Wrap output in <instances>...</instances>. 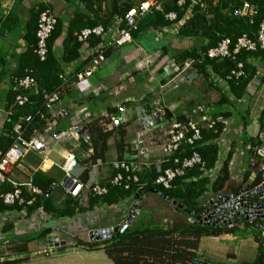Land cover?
<instances>
[{"label":"built area","instance_id":"obj_1","mask_svg":"<svg viewBox=\"0 0 264 264\" xmlns=\"http://www.w3.org/2000/svg\"><path fill=\"white\" fill-rule=\"evenodd\" d=\"M236 1L239 5H231L228 15L231 18L243 19L249 25L253 24L254 19L258 15V7L246 0ZM175 2L180 9H183L187 2L189 6L180 20L177 19V14L174 12L164 15V19L169 22V25L153 32L156 42L163 40L164 37L176 35L178 29L192 17L193 7L198 6L209 17L207 5L203 0H175ZM152 11H162L159 2L145 0L126 10L122 18L116 20L111 46L120 48L130 44L132 42V32L137 30L139 19ZM56 23V16L49 6L46 5L38 12L35 32L36 45L33 53L39 62H44L47 58L49 39ZM104 35L105 30L102 26L86 28L77 34V41L84 45L90 36H96L102 40ZM108 48L99 44L92 52L85 53L82 62H89L82 71L74 73L69 69L60 73L59 79L63 83L54 91L43 93L44 110L37 112L38 119H35L32 115L19 116L14 121L11 129L9 131L6 130V137L10 140V145L4 150H0V203L5 206L20 207L22 209L12 208L11 210L0 212L2 225L10 224L12 228H23L24 231H39L52 222L51 216L46 215L41 207L30 216L26 214V208L32 206L36 198L42 195V191L33 184L35 175L44 174L52 167L57 168L62 173V180L58 187L66 196L78 199L84 189L88 192L91 191L97 196L106 193L105 187L100 186L99 182L91 181L89 177L86 184L80 181L82 173L88 169V166L86 164L80 166L79 160L80 158H83V160L90 159L93 155L92 141L87 133V127L92 123H96L103 131L110 132L122 125H127L129 119L126 104L134 103V100L126 99L123 103L113 106L111 110L100 111L97 115H90L87 102L80 100L73 114H71L69 110L62 106V96L68 89L76 86L86 88L87 90L84 92L86 96L98 97L105 92L103 86L93 89L89 79L93 73L106 63L107 56L105 53ZM263 48L264 19L259 24L252 38L243 34L234 43L229 38H223L215 47L209 49L205 55L207 59L234 60V57L243 50L255 52L257 49ZM200 63V59H187L180 65L171 59L165 61L160 67L156 86L148 87L147 92L151 93L155 88L161 93L167 90L175 91L179 89L181 84H189L196 75L193 72L195 66ZM206 71L214 85L225 86L227 88L224 89L229 91L227 81L231 77L237 78L242 75V64L237 63L236 68L224 79L213 74L209 67H206ZM31 74L32 70L25 69L23 77L11 79L14 100L11 108L4 115V123L12 115L14 109L30 104L29 93H36L37 91V82ZM222 93L225 94L224 92ZM228 96L232 98L230 92H228ZM142 99L143 97L139 101L142 102ZM240 100L235 102L239 103ZM153 105H150V107ZM156 105L158 107L153 110L139 112L136 118L139 132L131 142L127 155L120 160L111 161L108 167H104L106 168V173L103 175L102 181L108 179L107 181H109L110 185L122 186L124 189H128L129 182L137 181V174L148 171L152 167L159 168L163 163H170L171 167L163 170L156 177L154 183L163 189H171L172 182L176 178L182 177L186 169L201 164L200 157L196 153L182 161L173 159L174 153L183 144L193 145L194 142L198 141L202 129L214 130L216 124L220 123L224 128L219 138L215 141L218 147V161L215 168L206 173V176L213 181L216 177L212 180V173H217L218 167L220 166L221 168L229 155H231L229 163L233 158L231 144L226 139L229 133L226 119L221 116L213 118L208 114L209 108L205 105H199L193 110V115H196L195 118L189 115L185 116V121H178L174 115L167 116L168 109L165 106H160L159 103ZM34 120L36 121L35 123ZM32 124H34V127L31 126ZM163 127L167 128L166 139L156 149L158 159L153 161L154 151L149 149L145 138L154 130ZM83 128H86V130L83 131ZM56 145L64 149V155L60 163L53 162L50 157L53 147ZM246 148L248 151L249 148ZM82 150H84V153ZM78 151L82 152L80 157L77 155ZM252 151L257 152V149ZM250 163L252 165L254 159H251ZM100 166H102V162L96 160L92 168ZM112 172H116V174L110 178ZM53 188H55V185L50 187L49 190H53ZM4 189L6 190L3 191ZM212 198L211 196L206 197L204 202ZM97 212L99 213V211ZM258 221L264 223V220ZM233 226L235 225L226 228ZM47 228L52 227L48 226ZM257 230L260 232V239L264 246V225L259 226Z\"/></svg>","mask_w":264,"mask_h":264},{"label":"trees","instance_id":"obj_2","mask_svg":"<svg viewBox=\"0 0 264 264\" xmlns=\"http://www.w3.org/2000/svg\"><path fill=\"white\" fill-rule=\"evenodd\" d=\"M139 3L145 0H138ZM160 3L161 12L152 11L150 14L141 17L137 23V30L132 32V39L137 40L141 38L144 33L148 30H157L159 28L169 25L164 19V15L170 12L177 14V19L180 20L184 14L186 8L189 6L187 2L183 9L177 7L175 0H154ZM207 5V13L209 17L202 12V9L193 7L192 17L187 20L179 29L178 33L175 35L180 39H189L199 41V45L191 46L189 49L183 50L176 54H172L171 58L178 65L182 64L187 59H200L201 63L195 66L196 75L202 76L210 84H213L210 80V76L206 71V67L211 69V72L217 75L219 78L224 79L226 76L230 75L231 71L236 68L237 63L242 64V75L240 77H231L227 81L228 90L234 99L233 101L240 100L250 82L256 76V68L248 63V59H253L259 63H264V48L257 49L255 52L241 51L238 55L234 57V60L230 59H203V55L211 48L215 47L217 43L223 38H229L232 43L236 41L238 37L246 34L250 38L253 37L254 33L257 31L259 24L264 19V0H246L258 7V15L254 19L253 24L249 25L243 19L231 18L228 14L230 11V6H238L236 0H203ZM91 0H85V3H90ZM138 3V4H139ZM46 5H40L37 11L42 10ZM130 5L124 8H119L114 4L112 11L109 15L105 17H96L94 19H86L83 22V17L78 16L75 22L77 25L68 33L65 39V63L76 62L79 59V49H81L82 43L77 41V35L73 36L72 32L76 31L78 34L81 30L86 28H94L97 26H102L105 29L110 27L114 16L116 20L122 18L124 12L128 10ZM206 11V10H205ZM37 22V20H36ZM72 25V24H71ZM122 27V24H121ZM36 25L34 29L30 31L31 37V48L28 54V64L27 68L32 70L31 76L35 78L37 82L36 93H29L30 104L22 108H16L13 110L12 115L5 122L6 130L9 131L17 119V117L22 115H32L35 119H38L37 112L43 109V93H49L54 91L63 82L59 79L60 69L54 56L51 53V47L54 39L60 34V24L57 22L55 28L49 39L48 54L44 62H39L34 55V48L36 45ZM92 47L101 44L100 38L96 36H90L87 40ZM164 53L168 52L167 48L163 49ZM109 50L106 51V56L109 55ZM89 61H84L80 64L79 68L74 72H80L88 64ZM18 76L14 77L20 78L24 76V70ZM261 83L264 84V73L261 77ZM216 86V85H214ZM218 89V88H217ZM216 89V90H217ZM220 95V99L216 103V106L229 105L232 106L233 103L227 99L224 94L219 89L217 90ZM14 100V93L9 102H11L8 107H11ZM224 108V107H223ZM208 114L213 118L218 116L228 119L231 113L226 110H213L209 109ZM173 115L170 111H167V116ZM178 121H185V115L177 114L175 115ZM242 119L244 118L241 116ZM36 121L34 120V123ZM242 132L244 134V129L246 127L245 121L242 122ZM34 127V124L31 125ZM126 125H122L112 131H103L97 126L96 123H92L87 127V133L91 137L93 155L90 158L94 163L96 160L103 161L105 159L108 145L107 142L109 138L115 134L118 141L115 142V148L117 152V159L120 160L125 154L123 150V140L126 136ZM223 125L217 123L214 130L202 129L200 134V139L194 142L193 145L183 144L174 153L173 159H178L182 161L185 158L191 157L193 153H196L201 160L200 165H195L190 169L184 171L182 177L176 178L172 182L171 189H163L162 187L154 183L156 177L163 172L166 168L171 167L170 163H163L159 168L152 167L148 171L137 174L136 182H129L128 189H124L122 186H112L109 181L103 180L100 182V186L106 188V193L97 196L91 191L89 194V205L87 208H81L78 206L76 199L66 196L62 208H56L52 203V197L49 194L46 197V193L49 191L52 184H54V179L48 175L37 174L33 179V184L37 186L41 191L42 195L36 198L34 204L26 208L27 216H30L35 210L41 207L42 211L52 218L55 219H69L73 218L76 214L82 213L91 209L93 206H115L120 204L123 200L133 201L135 194L139 190H143L140 195L139 200L143 196L153 195L148 192L149 189H155L161 191L162 193L168 195L172 199L181 203L188 210L200 214L203 212L204 207L202 205L203 197L207 193L219 194L225 188L227 182L229 181L228 163L230 161L231 155L227 157L225 162L222 164L218 175L211 181L209 177L206 176L207 172L212 171L218 161V147L215 141L219 138ZM264 131V110L259 116V132ZM243 142L246 147H248V154L250 159H254V163L250 168H257L258 162L260 160L257 152L252 151L257 149L259 145V139L248 138L246 135L243 136ZM10 145V140L8 138L0 137V150L6 149ZM89 159L83 160V163H87ZM93 163V164H94ZM89 169L85 170L80 181L86 184L88 181ZM116 172H112L110 178L115 176ZM4 189L3 191H5ZM161 202L166 204L163 200L157 197ZM21 210L20 207H9L0 203V212L11 210V209ZM93 210V208H92ZM174 210V209H173ZM177 213L189 219L190 216L182 211H176ZM264 225L262 221H256L251 223H242L235 225L231 228H218V227H207L194 225L191 222L180 221L172 223L170 226L163 224L162 220H155L154 216L151 219L144 222L141 221L140 224L133 223L128 227L119 237L111 239L109 241H104L96 244H84L83 242H77L78 245L86 246L87 249L95 250L102 249L106 256L113 262V264H196V260H200V256L196 254L198 243L201 237L212 236L218 237L221 235H232L237 238H246L252 236L254 241L257 243V255L252 264H264V246L260 239V232L257 230L259 226ZM11 229V225H6L3 230ZM21 261L14 260L10 262H4L2 264H20Z\"/></svg>","mask_w":264,"mask_h":264},{"label":"crops","instance_id":"obj_3","mask_svg":"<svg viewBox=\"0 0 264 264\" xmlns=\"http://www.w3.org/2000/svg\"><path fill=\"white\" fill-rule=\"evenodd\" d=\"M115 3L117 7L124 8L127 5L134 7L139 1L91 0L90 3H85V0H0V137L7 138L4 115L11 108L8 107L11 103L9 101L13 96L11 78L18 76L22 73L23 69L27 68L28 54L32 46L30 31L36 25L38 7L40 5L49 6L53 10L57 22L60 24V34L54 39L51 47V53L60 71L63 72L71 69V71L75 72L82 63L85 53L92 52L97 46L92 47L87 41L79 49L78 61L65 63V50L68 48L66 49L64 43L69 30L71 31L77 25L75 20L78 16L83 17V22L86 19H94L97 16L100 18L105 17L110 14ZM116 18L114 16L110 27L105 29L103 39H100L102 41L101 44L109 47L108 50L110 51L106 64H104L103 69L97 70L99 71L98 73H93L89 79L93 89L103 86L105 92L98 97H92L84 94L85 90H87L86 88L72 87L64 92L62 106L69 110V113L73 114L78 102L83 100L89 106V114L97 115L100 111L111 110L113 106L123 103L126 99H132L136 104H126V108L132 106L134 114H127L129 122L125 126V129L128 135L135 134L136 136L139 132L136 118L139 112L145 109L143 108L145 107L144 104H139V99L143 96V90H147L149 87L148 83L150 85L158 80L160 67L165 61L172 60V54L189 49L188 42H191V46L198 47L199 44L196 43V40L188 41L189 39H180L175 35H171V39L164 37L163 40L156 42L153 33L155 30L151 29L144 33L141 38L137 40L132 39L130 44L114 48L111 44L114 38ZM72 35H77L76 31H73ZM164 48L168 49L166 54L163 51ZM248 63H251L256 68L257 75L248 85L243 99L239 101L242 104L247 102L246 109L244 108L243 112L241 111L242 115L245 112L247 113V117L244 120L246 123L244 134L241 131L243 124L241 114H238V116L234 112H231V116L226 119L229 129L226 139L231 144L233 158L228 165L230 178L222 191L224 193L248 185L255 178V174L250 168L251 159L248 157L249 154L243 142V136L256 138L260 133L259 116L264 110V84L261 83V77L264 73V63L261 64L253 59H248ZM192 75L194 74L192 73ZM197 76L195 75L193 80L183 87L184 90L181 96L177 98L179 102L183 99L188 100L186 99L188 97V88H191L193 91L191 90L190 92L193 95L190 94L188 103L193 102L194 108L203 105L196 104L198 102H195L196 98H207V91L204 89L198 90L195 86ZM136 81H138L137 84ZM141 82H143V87L141 86ZM118 89L119 91L117 92ZM184 94L185 96L183 97ZM176 106V104L170 105L168 110L171 112ZM223 107L225 105L215 106L214 108L222 110ZM230 107L233 109V106ZM188 108L191 109L190 103ZM180 109L185 110L183 108ZM193 110L192 112L189 110L190 114H194ZM82 152L78 151L77 155L80 157ZM53 153H55L54 156L56 157L52 156ZM52 154L50 156L52 161L60 163L64 155V149L60 147L56 151L53 148ZM80 160H83V158H80ZM101 162L102 169L92 171V167L91 169L89 168L88 177L93 182H102L103 175L106 173V168H103L106 166L103 161ZM219 169L220 166L217 169V173H212V180L218 175ZM58 174L60 175V179H58ZM43 175L52 176L51 178L54 179L52 186L55 185V188L48 192L51 194L53 205L56 208H62L64 202L62 203L56 197L58 192L66 196L58 187L62 180V173L57 168L52 167ZM207 195L211 194L207 193ZM203 198L206 199V196ZM145 199L146 196H143L139 201V213L134 217L132 224H140L142 220L144 222L148 220L146 216L149 209L143 206ZM76 201L79 207L83 209L87 208L89 205L88 191L84 189ZM131 204L132 202L129 200H123L115 206L102 205L97 208L93 206V210L92 208L88 209L69 219H55L51 217L52 222L48 225L49 227H56L74 235V240L59 235V238L65 241L66 244L55 249H48L44 237L36 240L33 237H28L29 234L30 236L31 234L38 235L47 229L48 226L39 231H24L23 228H12L11 225V229L5 231L3 228L10 224L2 225L0 222V264L14 260L21 261L20 264H113L102 249L90 250L86 246L78 245L77 242L81 241L89 245L88 231L114 227L125 221ZM163 224L166 225L165 220H163ZM196 254L200 256L201 261L208 264H252L257 255V243L252 236L243 239L232 235H221L218 237L204 236L199 240ZM253 254L254 258L247 261L245 257L248 256L250 258Z\"/></svg>","mask_w":264,"mask_h":264},{"label":"water","instance_id":"obj_4","mask_svg":"<svg viewBox=\"0 0 264 264\" xmlns=\"http://www.w3.org/2000/svg\"><path fill=\"white\" fill-rule=\"evenodd\" d=\"M203 59H207L205 54L203 55ZM85 130L86 128H83V131ZM257 137L259 139L257 155L260 160L258 167L253 168L255 178L248 185L235 188L230 192L213 194L212 199L204 202L202 213L196 214L188 210L181 203H178L161 191L149 189L148 192L159 197L175 211H182L189 215V221L194 225L226 228L231 225L264 220V131L259 133ZM142 193L143 190H139L135 194L128 215L122 224L88 231L89 244L101 243L117 238L130 227L134 217L139 213V198ZM48 194L49 192L46 193V197ZM59 235L74 240V235L56 227L43 230L34 239L44 237L48 249H55L66 244L65 241L59 238ZM195 263L208 264L201 260H196Z\"/></svg>","mask_w":264,"mask_h":264},{"label":"rangeland","instance_id":"obj_5","mask_svg":"<svg viewBox=\"0 0 264 264\" xmlns=\"http://www.w3.org/2000/svg\"><path fill=\"white\" fill-rule=\"evenodd\" d=\"M171 35L170 36H167L168 39H171ZM188 41H191V40H188ZM195 42V41H193ZM197 44H199V41H196ZM192 44L191 42H188V47H190ZM106 64V63H105ZM105 65H103L99 70L103 69ZM97 73L99 71H96ZM138 83V81H136V84ZM156 82H153L149 85L148 83V86L149 87H155L156 86ZM128 84V82H127ZM186 84H181L179 89L175 90V91H165L163 93H161L158 89L155 88V90L151 93H148L147 90H143V99H142V102H140L139 104L142 105L144 104L145 109H148V110H153L155 108H157L158 106L156 105L157 103H159L160 106H165L167 109L170 108V105H174L176 104V108L175 109H172L171 110V113L175 116L177 114H180V115H187V116H192L193 118H195L196 115H193V114H190L189 110L192 112V110L194 109V104L193 102H189L190 105H191V109L188 108L189 106V103H188V100H190V94H192L190 91L192 90L191 88H188V97L186 99L188 100H185L183 99L181 102H179L177 100L178 97L181 96L182 94V91L184 90V86ZM193 85V84H192ZM141 86L143 87V82H141ZM195 86L199 89H204L207 94V98L204 97V98H196L195 102H197L196 104H203L205 105L207 108H209L210 110L216 106V103L218 102V100L220 99V95H219V92H217V90L219 89L220 93L221 92H224V96L227 98V99H230L232 106H233V109H231V107L229 105H226L225 104V107L223 108V110H226L228 112H234L235 115H238V114H241L242 115V112H243V109L245 108L246 109V105H247V102H245L244 104L242 103H237V102H234L232 98H230V96H228V92L227 90H225L224 88H227L225 86H214V84H210L208 81H206L202 76H197V79H195ZM218 88V89H217ZM217 89V90H216ZM193 91V90H192ZM196 95V93H194ZM193 95V94H192ZM185 96V94L183 95V97ZM182 97V98H183ZM155 103V105H153ZM136 104V103H134ZM150 105H153L152 107H150ZM173 107V106H171ZM180 108H183L185 110H182ZM188 108V109H187ZM144 109V110H145ZM170 111V110H168ZM236 111L238 112H241V113H237ZM185 113V114H184ZM189 113V114H188ZM127 114L131 115V114H134L133 113V109H132V106H129L127 108ZM239 116V115H238ZM244 119H242V121L245 120V118L247 117V113L245 112L243 115ZM166 131H167V128L166 127H163V128H158L156 130H154L150 135H148L145 140L147 141V146L149 147V149L153 150L154 151V158H153V161H155L156 159H158V157L156 156L157 153H156V149L162 145L166 139ZM134 135H128L126 133V136L123 140V150L125 152V154L128 153L129 151V148H130V144L131 142L133 141L134 139ZM118 141V138L116 137L115 134H113L108 142H107V145H108V150H107V153H106V156H105V159L103 160V163L105 164L106 167H108L109 163L113 160H116L118 157H117V152H116V148H115V142ZM235 144V143H233ZM56 151L60 149V146L56 145L53 147ZM234 148V147H233ZM123 155L122 158H124L126 155ZM55 153L52 154L53 157H56L54 156ZM248 155V154H247ZM249 157V156H248ZM79 163H80V166H83V164H86L88 167V169L92 167L93 165V161L89 159V161L87 163H83V160H79ZM248 167V166H246ZM104 168V167H103ZM102 169V167H93L92 168V171H98ZM253 170V169H252ZM52 177V176H51ZM60 175L58 174V179ZM62 179V178H61ZM92 180V179H91ZM57 182V180H56ZM57 190H59L57 188ZM232 190V189H231ZM213 197V195H207L206 197ZM58 200H60L62 203L64 202V200L66 199V196L62 195L61 193L58 192V195L56 196ZM204 200L205 198H203V201H202V204L204 203ZM143 206L144 208H147L149 209L148 211V214H147V219L149 220L151 218V216H154V218L159 221V220H165L166 221V225L170 226L172 223H175V222H180V221H189V219H186L184 216H182L181 214L177 213L175 210H173L172 207H170L169 205L166 206V204H164L163 202H161L157 197L155 196H152V195H147L146 196V199L143 203ZM37 235L36 234H30L28 235V237H33L35 238ZM247 261L249 260H252L254 258V254L252 255V257H248L246 256L245 257Z\"/></svg>","mask_w":264,"mask_h":264}]
</instances>
